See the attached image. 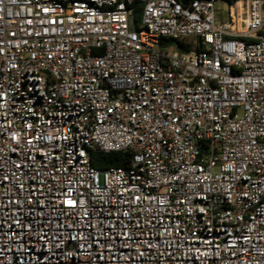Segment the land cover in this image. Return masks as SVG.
I'll return each mask as SVG.
<instances>
[{"label": "built area", "instance_id": "1", "mask_svg": "<svg viewBox=\"0 0 264 264\" xmlns=\"http://www.w3.org/2000/svg\"><path fill=\"white\" fill-rule=\"evenodd\" d=\"M215 2L0 0V264H264V0Z\"/></svg>", "mask_w": 264, "mask_h": 264}, {"label": "trees", "instance_id": "2", "mask_svg": "<svg viewBox=\"0 0 264 264\" xmlns=\"http://www.w3.org/2000/svg\"><path fill=\"white\" fill-rule=\"evenodd\" d=\"M218 1V0H215ZM226 3H231L233 0H219ZM140 9L135 8L134 19H139ZM180 50H186L189 46L184 43L176 44ZM131 158V152H113V153H99L92 152L90 154V164L94 169H105L109 167L127 168Z\"/></svg>", "mask_w": 264, "mask_h": 264}, {"label": "rangeland", "instance_id": "3", "mask_svg": "<svg viewBox=\"0 0 264 264\" xmlns=\"http://www.w3.org/2000/svg\"><path fill=\"white\" fill-rule=\"evenodd\" d=\"M214 7H215L218 18L221 21L225 20L227 17V11H228L227 3L218 0L215 2Z\"/></svg>", "mask_w": 264, "mask_h": 264}, {"label": "water", "instance_id": "4", "mask_svg": "<svg viewBox=\"0 0 264 264\" xmlns=\"http://www.w3.org/2000/svg\"><path fill=\"white\" fill-rule=\"evenodd\" d=\"M182 5H186L189 0H178Z\"/></svg>", "mask_w": 264, "mask_h": 264}]
</instances>
